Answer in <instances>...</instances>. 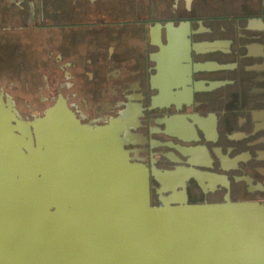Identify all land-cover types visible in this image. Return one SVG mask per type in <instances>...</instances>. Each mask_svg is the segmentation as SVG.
<instances>
[{
    "label": "crops",
    "instance_id": "obj_1",
    "mask_svg": "<svg viewBox=\"0 0 264 264\" xmlns=\"http://www.w3.org/2000/svg\"><path fill=\"white\" fill-rule=\"evenodd\" d=\"M59 1L46 16L65 21L63 11L57 14ZM225 3L250 11L142 17L125 0H89L90 24L57 22L43 30L47 46L62 49L61 59H52L66 85L93 86V101L101 102L93 108L96 115L128 118V126L136 117L153 118L152 129L163 136L153 140L159 143L148 155L157 198L176 202L183 195L193 204H208L264 196V106L255 104L264 101V0ZM80 48L91 57L93 77L85 83ZM133 128L125 132V146L136 162L145 163L147 150L135 145L144 136Z\"/></svg>",
    "mask_w": 264,
    "mask_h": 264
},
{
    "label": "water",
    "instance_id": "obj_2",
    "mask_svg": "<svg viewBox=\"0 0 264 264\" xmlns=\"http://www.w3.org/2000/svg\"><path fill=\"white\" fill-rule=\"evenodd\" d=\"M12 111L0 104V264H264V205L152 206L124 120L88 127L63 100L30 125ZM13 182L28 191L12 206Z\"/></svg>",
    "mask_w": 264,
    "mask_h": 264
},
{
    "label": "rangeland",
    "instance_id": "obj_3",
    "mask_svg": "<svg viewBox=\"0 0 264 264\" xmlns=\"http://www.w3.org/2000/svg\"><path fill=\"white\" fill-rule=\"evenodd\" d=\"M210 1L206 2L207 11L214 15H234L235 13L250 11L249 6L228 4L225 3L226 0L225 2H223L224 0H221V2L220 0ZM125 2L129 11L139 13V16L142 17L152 13L168 16L172 11L174 14L190 13L195 5L186 4V2L178 5H171L170 2L160 4L159 0H125ZM57 3V0H0V104L5 108H11L14 113L12 117L20 124L27 125L44 118L46 111L54 106L60 97H63L61 94L67 98L65 104L73 115L74 113L76 114L73 118L80 124L94 127L109 124L114 120L124 119L125 117L108 116L105 112L101 116L95 114L96 111H93V108L101 102L93 101V86L76 85L69 88V85H66L63 73L59 71L57 65V60L61 59L57 56L61 57L62 54L57 51H60L61 48L48 47L46 42L47 36L43 30L48 28L47 25L52 26V24L57 22L90 24L93 22V6L89 4V0H60V12L56 13L61 14L63 11L66 19L65 21H57L56 17V19H50L46 16L47 10H53V7L56 8ZM129 23L134 24L137 21H130ZM85 37L86 35L83 33L81 36V41L83 38L82 45L86 43ZM59 39L64 38L59 36ZM51 50H54V53ZM79 52L81 53L79 54L81 57L80 78L82 83H85L91 81L93 77V72L91 73L90 69L92 67L90 63L91 57H89V54H86L88 52H85L83 48H80ZM52 57L57 60H53ZM70 58L73 59L72 56ZM66 89H68V92H65ZM102 104H105V101ZM152 119L148 117H136L135 124H139L140 126L138 125L132 129L135 135L144 136V138L135 141V145L139 143L147 151L150 139L163 138L161 134L148 135L147 131L150 125L151 129L154 128ZM11 123L15 124L14 121H11ZM29 128L32 127L30 126ZM127 151L128 153L130 152L128 147ZM146 155L147 157L145 155L142 157V161H145V164L143 162H136L129 153L131 161L147 168L149 172L150 202L152 206H156L158 200L151 188L154 184L152 180L153 174L150 169L151 163H148V153ZM8 159L10 162L16 161L17 163H21L22 158L15 150ZM28 167L31 169L30 165ZM29 169L26 168V170ZM28 182L30 183L31 180L28 179ZM12 185L8 194L11 196L9 197V204L13 206L17 191L23 192L28 190H26L27 187L23 189L18 187V185L15 187L14 182ZM3 193L6 192L3 190L0 179V206L4 204L2 203ZM88 198L90 200L91 197ZM188 199L187 203L193 204ZM238 202H257L264 205V196L255 195V200H242ZM88 209L93 210V203L89 202Z\"/></svg>",
    "mask_w": 264,
    "mask_h": 264
},
{
    "label": "flooded vegetation",
    "instance_id": "obj_4",
    "mask_svg": "<svg viewBox=\"0 0 264 264\" xmlns=\"http://www.w3.org/2000/svg\"><path fill=\"white\" fill-rule=\"evenodd\" d=\"M171 14H174V12L172 11L171 12ZM190 14H192V15H204V16H206V15H208V14H210V15H213V16H215L214 14H211L210 12H208L207 11V7H206V4H203V3H201V4H195L194 5V8H193V10L190 12ZM255 104L256 105H262V106H264V101L263 102H255ZM122 120H124L125 121V130H124V132H123V134H122V136H123V139H124V136H125V132L126 131H128L129 130V127H131L132 126V128L134 127H137L139 124H135V118H133V120H132V124L130 125V126H128V124H129V121H128V118H124V119H122ZM128 121V122H127ZM140 126V125H139ZM148 135L150 134V135H152V134H158V132L157 131H154L153 129H151V128H148ZM26 140L28 141V135H26ZM158 141H153V140H149V149H152V147L154 146V145H158ZM144 149V148H143ZM149 149H148V151H146V149H144V150H142L143 152H147L148 153V155H149ZM149 163V162H148ZM182 198H185V200H186V202H187V198H186V196H183V195H181V196H179L178 198H175V199H178V200H180V199H182ZM163 199H166V198H162V197H158L157 198V203H156V206H160L161 204H162V201H163ZM168 199V198H167ZM188 201H189V199H188ZM190 202V201H189ZM224 202V201H223ZM223 202H220V203H223ZM190 203H193V202H190ZM196 204H198V203H196ZM208 204H219V203H208Z\"/></svg>",
    "mask_w": 264,
    "mask_h": 264
}]
</instances>
